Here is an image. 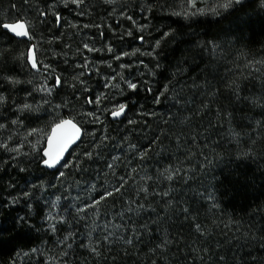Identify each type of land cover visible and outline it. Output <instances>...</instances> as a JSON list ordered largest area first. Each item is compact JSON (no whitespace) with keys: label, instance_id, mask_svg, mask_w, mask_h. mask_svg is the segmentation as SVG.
Here are the masks:
<instances>
[{"label":"trees","instance_id":"1","mask_svg":"<svg viewBox=\"0 0 264 264\" xmlns=\"http://www.w3.org/2000/svg\"><path fill=\"white\" fill-rule=\"evenodd\" d=\"M218 1L226 0H146L147 8L135 17H148L149 27L137 42L156 43L158 66L148 82L136 81V88L117 100L96 88L102 83L96 72L75 69L71 56L76 40L66 39L67 48L58 43L59 53L54 49L42 62L36 43L4 29L5 23L19 20L48 22L49 0H0V143L15 137L10 131L15 120H24L26 130L46 131L37 151L43 157L53 126L75 120L83 136L64 163L80 151L67 171L75 183L94 184L95 204L83 206L80 214L69 209L67 217H123L119 238L104 244L103 254L89 264H150L166 257L188 264L194 252L190 257L186 251L200 241L194 222L213 234L227 264H264V0H248L217 16L186 18L174 10L180 3ZM10 9L13 15H8ZM56 26L58 32L59 18ZM30 51L35 53V68ZM45 78L56 89L48 98L40 91ZM81 81L89 85L88 92L73 88ZM16 101L28 107L18 112ZM122 101L126 115L113 120L111 107ZM99 104L102 110L97 111ZM76 108L97 118L86 123ZM43 160L16 165L0 149V264H15L22 252L57 244L56 234L39 220L46 216L43 202L61 197L60 184L55 183L61 167L50 171ZM169 171L181 175L167 182L163 173ZM199 171L211 180L213 209L196 205L204 201L196 199L191 190L195 184L187 181L196 179ZM32 178L45 198L14 203L9 197L24 192ZM108 192L113 194L106 196ZM148 206L153 210L149 215L142 210ZM157 223L166 237H175L166 253L162 235L153 229L146 237L141 228ZM84 257L73 264H84Z\"/></svg>","mask_w":264,"mask_h":264},{"label":"rangeland","instance_id":"2","mask_svg":"<svg viewBox=\"0 0 264 264\" xmlns=\"http://www.w3.org/2000/svg\"><path fill=\"white\" fill-rule=\"evenodd\" d=\"M246 1L248 0H241L240 3ZM225 2L180 3L176 4L174 10L186 18L217 16L223 11L240 4L235 3V0H233L231 6L225 9L221 7ZM48 4V15L50 16L48 22L41 24L27 23L29 27L27 38L36 43V52L42 62L46 59L48 53L53 52L54 49H56V54L59 53L57 51L58 43L63 41L65 44L66 39L76 40L74 44L75 55L71 56L75 69H85V71L90 69L96 72L97 76L102 77L101 85H96V88L105 90L109 98L117 100L123 99L126 92L133 89L129 87L130 83L137 86L136 81L145 80V82H148L149 78L153 77L155 68L158 66L157 54L155 53L157 45L153 40L144 41V46L138 45L137 42L139 34L141 32L147 34L146 28L149 27L148 17H135V12L138 10L144 11L147 8L146 0H81L80 3H74L73 0H49ZM13 14V10L10 9L8 15ZM56 17L59 18L62 25L58 32L54 30L57 27ZM142 38L146 40L145 34ZM66 44L65 47L67 48ZM85 45H88V47L85 48ZM31 54L30 51V56ZM81 60H83V64L77 63ZM73 88H80L82 91L88 92L90 87L87 83L81 81L78 86L76 85ZM40 91L44 92L45 98H48V95L54 94L56 89L45 78L41 81ZM13 105L18 112L25 108V105H22L20 101L14 102ZM121 105L125 106L126 102L122 101L115 104L111 107V110H118ZM97 109V111L102 110V104H99ZM77 110H80V115L85 117L86 123H88L87 120L95 116L90 111ZM1 111L4 114L6 113L3 108H1ZM22 115L20 113L19 118H22ZM96 115L100 118L98 113ZM3 117H0V122L3 121ZM95 118L97 117L95 116ZM24 125V120H15L14 130H10L15 137H10L8 141L0 143V149L6 153L8 160L20 166L24 163L44 159V156H39L37 151L43 147L46 131L41 128L26 130ZM3 129V125L0 124V132ZM36 142L37 146H35ZM31 148H34V151ZM79 153L80 151H76L70 163L63 162L60 166L61 172L57 175L55 183L60 184L59 194L61 197L53 198V200L47 199L43 202L46 216L39 220V224L44 229H52L51 231L56 234L57 244L48 249L42 248V250L34 252H22L15 264H38L41 260H46V264H73L75 259L84 256V264L94 263V259L97 258L96 255L103 254V245L113 244L115 241H113V237L119 238L117 233L120 231L123 217L120 220H109L105 218L103 213H98L97 219L77 217L74 220L67 217L69 209L80 214L84 212L83 206H93L95 204L93 190L91 189V185L94 184L89 182L75 183L76 179L69 178L70 173L67 170L75 163ZM37 172L35 169L34 174ZM163 175L167 178L165 181L170 182L169 177L174 179L181 174L177 175L175 172L169 171L168 174L163 173ZM33 180L35 179L30 180L28 187H24V192L21 193V190H19L9 198L16 204H22L23 200L30 203L37 196L44 199V195L39 194L41 192L40 183H33ZM187 181H192L195 184L191 190L197 193L196 199L200 202L204 201L203 204L196 203V205L207 206L206 209L208 210L213 209L214 206L209 195L212 190L210 185L212 184L211 180L205 177V173L199 171L196 179ZM76 192L81 194L82 197H77ZM145 204L146 202L143 203V205ZM142 210L148 215L153 211L149 206ZM139 214L142 216L143 213L140 211ZM165 216L163 214V218ZM193 227L195 234L200 236V241L191 243L190 253L186 251L189 256L194 252V256H190L191 260L188 264H227L224 256L218 253L220 249L216 248L218 244H215L212 239L213 234L208 233L206 227L199 222H194ZM141 228L146 230V237L152 235L153 229L156 230V233L162 235V241H165V244L161 247L163 252L166 253L170 250L168 245H174L175 237H166L167 234L165 235L164 232L160 231L159 228L161 227L158 223L156 225H144ZM113 229L118 231L115 232ZM184 246H180L182 252L185 249ZM148 262L150 264H180L181 261L175 263L172 259L166 257L162 261L155 259V262Z\"/></svg>","mask_w":264,"mask_h":264},{"label":"snow or ice","instance_id":"3","mask_svg":"<svg viewBox=\"0 0 264 264\" xmlns=\"http://www.w3.org/2000/svg\"><path fill=\"white\" fill-rule=\"evenodd\" d=\"M73 2L74 3H80L81 0H73ZM240 2H241V0H235V3H240ZM232 3H233V0H226V2L221 5V7L227 9L228 7L231 6ZM3 27L5 29H9L12 33H14L17 36L25 37V36L29 35V32L27 30V26L24 22H17V23H13V24H4ZM87 47H88V45H85V48H87ZM125 55H127V53H125ZM30 60L32 63V67L35 68L37 66V61H36L34 52L31 54ZM57 83H59V78H57ZM129 87L135 89L136 85L130 83ZM25 107H28V106L26 105ZM123 111H124V106L121 105L118 110H115L112 112V115L114 117L120 116L123 113ZM65 128L71 130L70 134H68L62 138V140L58 143V146L55 150H53L52 139L51 138L49 139V146L44 151V155L47 157V159H45L43 161V163L45 165H47L48 167H55L57 164H59L60 160L63 156V153L67 150L68 146L71 143L75 142L76 139L79 138L81 130L75 124H73L70 120L69 121H61V123L56 126V129H53V132L55 133L57 129H65ZM61 175H63V173H61ZM169 179H171V177H169ZM112 194H113L112 192H108V193H106V196H111ZM105 198H106L105 196L100 197L101 200H103ZM96 203H99V201H96Z\"/></svg>","mask_w":264,"mask_h":264},{"label":"water","instance_id":"4","mask_svg":"<svg viewBox=\"0 0 264 264\" xmlns=\"http://www.w3.org/2000/svg\"><path fill=\"white\" fill-rule=\"evenodd\" d=\"M17 22H24V23L26 24V26H27V30H28V32H29L28 24H27V22L24 21V20H19V21H16V22H7V23H5V24H13V23H17ZM4 29H5V28H4ZM5 30H7L10 34H12L13 36H15V37L18 38V39H25V38H27V36H25V37L17 36V35H15L14 33H12L9 29H5ZM127 109H128V107H127V106H124V111H123V113H122L120 116H115V117L112 115V119H113V120H120V119H123V118L125 117V115H126ZM69 120H70L73 124H75V125L81 130V131H80L79 138L76 139L75 142L71 143V144L68 146L67 150L63 153V156H62V158H61V160H60V163L57 164L55 167H48L47 165H45V164L42 162V166L45 167L46 169L50 170V171H55V170H57V169L63 164V162L65 161V159H66V157L68 156L69 152H70V151H71L76 145H78L79 142H80L81 139H82V136H83V129H82V127H81V126H80L75 120H73V119H71V118H67V119H64V120H62V121H69ZM60 123H61V121L58 122V123H56V124L53 126V128H52V130H51V133H50V135H49V137H48V139H47V144H46L45 149H47L48 146H49V139H50V138L52 139L53 150H55V149L57 148V146H58V143L62 140V138H63L64 136L70 134V131H71V130H70V129H67V128H65V129H57L55 133L53 132V129H56V126H57L58 124H60ZM45 149H44V151H45ZM44 151H43V156H44V160H45V159H47V157L44 155ZM44 160H43V161H44Z\"/></svg>","mask_w":264,"mask_h":264}]
</instances>
